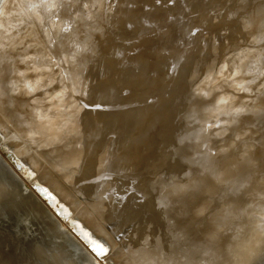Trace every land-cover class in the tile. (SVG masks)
Segmentation results:
<instances>
[{"label":"water","instance_id":"obj_1","mask_svg":"<svg viewBox=\"0 0 264 264\" xmlns=\"http://www.w3.org/2000/svg\"><path fill=\"white\" fill-rule=\"evenodd\" d=\"M0 264H264V0H0Z\"/></svg>","mask_w":264,"mask_h":264}]
</instances>
